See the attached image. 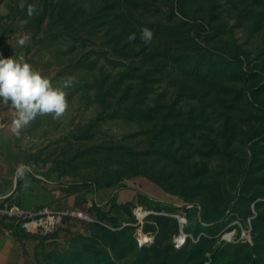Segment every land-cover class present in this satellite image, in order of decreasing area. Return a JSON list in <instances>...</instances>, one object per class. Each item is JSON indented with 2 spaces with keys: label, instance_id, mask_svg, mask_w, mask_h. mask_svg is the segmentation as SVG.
<instances>
[{
  "label": "rangeland",
  "instance_id": "374dc122",
  "mask_svg": "<svg viewBox=\"0 0 264 264\" xmlns=\"http://www.w3.org/2000/svg\"><path fill=\"white\" fill-rule=\"evenodd\" d=\"M0 54L71 81L19 134L0 100V184L84 216H0V264H264V0H0Z\"/></svg>",
  "mask_w": 264,
  "mask_h": 264
},
{
  "label": "clouds",
  "instance_id": "9594fccd",
  "mask_svg": "<svg viewBox=\"0 0 264 264\" xmlns=\"http://www.w3.org/2000/svg\"><path fill=\"white\" fill-rule=\"evenodd\" d=\"M33 11L30 6L29 14ZM152 37L153 32L147 27L141 30V38L145 42H150ZM135 38V33L128 37L129 40ZM27 39L28 36H23L18 43L24 45ZM70 83L66 80L63 87L56 86L49 76L35 69L23 55L4 57L0 54V100L10 103L15 109L12 123L17 134L38 115L51 113L59 117L65 113L68 102L64 88ZM27 167L23 163L18 165L17 175L23 176Z\"/></svg>",
  "mask_w": 264,
  "mask_h": 264
},
{
  "label": "built area",
  "instance_id": "2783aa9c",
  "mask_svg": "<svg viewBox=\"0 0 264 264\" xmlns=\"http://www.w3.org/2000/svg\"><path fill=\"white\" fill-rule=\"evenodd\" d=\"M139 217L143 214L136 211ZM0 216L15 222L22 230L47 236L56 230L65 220L69 218H84L77 210L53 209L49 206H42L36 209H25L15 200L5 198L0 201ZM178 223L186 224L184 215L176 216Z\"/></svg>",
  "mask_w": 264,
  "mask_h": 264
},
{
  "label": "crops",
  "instance_id": "0c3cea01",
  "mask_svg": "<svg viewBox=\"0 0 264 264\" xmlns=\"http://www.w3.org/2000/svg\"><path fill=\"white\" fill-rule=\"evenodd\" d=\"M16 179H12L9 183L0 184V196H9L25 209H36L42 206L58 207L60 203V192L44 190L38 188L35 184L23 181L26 186L18 189Z\"/></svg>",
  "mask_w": 264,
  "mask_h": 264
}]
</instances>
